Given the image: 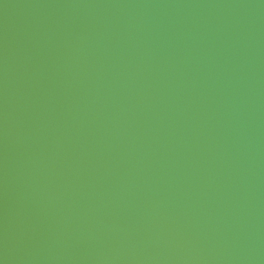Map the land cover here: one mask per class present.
I'll use <instances>...</instances> for the list:
<instances>
[{"label": "water", "instance_id": "water-1", "mask_svg": "<svg viewBox=\"0 0 264 264\" xmlns=\"http://www.w3.org/2000/svg\"><path fill=\"white\" fill-rule=\"evenodd\" d=\"M0 264H264V0H0Z\"/></svg>", "mask_w": 264, "mask_h": 264}]
</instances>
